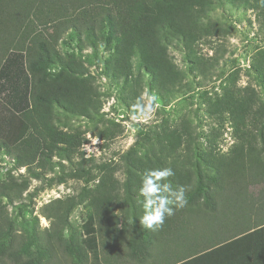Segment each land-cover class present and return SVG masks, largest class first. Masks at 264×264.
Segmentation results:
<instances>
[{"label":"rangeland","instance_id":"obj_1","mask_svg":"<svg viewBox=\"0 0 264 264\" xmlns=\"http://www.w3.org/2000/svg\"><path fill=\"white\" fill-rule=\"evenodd\" d=\"M199 27L203 35L193 53L182 45L167 48L186 84L173 96L154 90L153 77L138 58L133 59L130 77H116L114 47L105 37L74 32L62 37L57 50L66 60L83 65V71L69 74L93 90L94 108L88 116L54 109V124L73 136L74 149L39 141L32 151L34 159L20 166L13 152L0 147V194L6 185L14 188L7 192L9 199L0 197V228H5L0 244L9 239L31 244L43 257L51 255L45 244H52L60 264H82L80 244L84 225L95 213L92 201L109 196L118 219L112 242L122 248L123 264H151L156 255H172L173 243L165 237L166 243L148 241L149 230L139 223L145 171L163 164L180 176L188 172L196 187L202 179V188L210 192L217 187L212 163L242 145L264 153V6L208 0ZM220 46L223 59L204 77L194 60L210 62L220 56ZM61 71L57 63L48 67L51 76ZM142 93L157 96L154 111L132 120V105ZM195 226L205 229L204 222ZM201 233L197 235L203 249L215 244L209 233ZM86 259L95 264L90 255Z\"/></svg>","mask_w":264,"mask_h":264},{"label":"trees","instance_id":"obj_2","mask_svg":"<svg viewBox=\"0 0 264 264\" xmlns=\"http://www.w3.org/2000/svg\"><path fill=\"white\" fill-rule=\"evenodd\" d=\"M207 1L0 0V147L13 152L20 166L30 163L29 157L34 159L32 151L39 141L76 148L73 136L56 128L54 109L88 116L94 108V92L69 74V70L83 71V65L66 60L57 50L69 32L93 39L105 37L114 47L112 71L116 77H130L133 59L138 58L145 72L152 75L156 92L166 96L181 93L186 84L167 48L182 45L193 53L203 35L199 23ZM236 1L260 4L259 0ZM217 50L220 56L210 62L194 60L204 77L223 59L225 50L221 46ZM56 63L68 72L49 75L48 67ZM263 154L257 147L242 145L231 156L212 163L217 187L210 192L202 188V179L196 187L191 174L175 172L169 180L173 187L188 189V204L166 218L156 232H146L148 241L166 243L165 237L175 250L171 256L156 255L151 264H264ZM13 190L6 185L0 197L9 199L7 192ZM113 202L109 196L92 201L95 213L84 225L85 238L80 244L85 259L82 264H87L89 255L95 264H123L121 247L112 242L118 225ZM196 222H204L205 229L196 228ZM200 231L209 233L215 244L203 249L197 235ZM2 237L11 238L9 234ZM45 245L53 258L52 244ZM41 256L30 251L28 264H37Z\"/></svg>","mask_w":264,"mask_h":264},{"label":"clouds","instance_id":"obj_3","mask_svg":"<svg viewBox=\"0 0 264 264\" xmlns=\"http://www.w3.org/2000/svg\"><path fill=\"white\" fill-rule=\"evenodd\" d=\"M264 6V0H259ZM145 97L147 99H145ZM158 98L155 94L142 93L132 105V120H139L154 111ZM175 176L172 167L148 169L145 171L139 188L142 198L143 214L139 216V223L143 229L153 232L162 228L166 218L172 217L179 209L188 204L185 186L173 187L170 177Z\"/></svg>","mask_w":264,"mask_h":264},{"label":"crops","instance_id":"obj_4","mask_svg":"<svg viewBox=\"0 0 264 264\" xmlns=\"http://www.w3.org/2000/svg\"><path fill=\"white\" fill-rule=\"evenodd\" d=\"M34 249V245L30 244H0V264H28L30 251L34 253ZM37 264H60V261L41 256Z\"/></svg>","mask_w":264,"mask_h":264}]
</instances>
